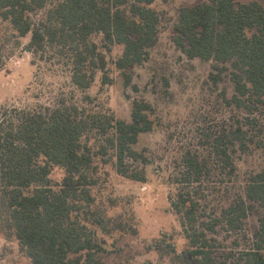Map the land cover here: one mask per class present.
I'll return each instance as SVG.
<instances>
[{"label":"trees","instance_id":"16d2710c","mask_svg":"<svg viewBox=\"0 0 264 264\" xmlns=\"http://www.w3.org/2000/svg\"><path fill=\"white\" fill-rule=\"evenodd\" d=\"M49 2L0 0V18L16 37L30 36L27 49L33 54L58 47L69 55L73 83L81 90L91 87L98 71L107 70L106 55L93 35L102 34L108 50L115 44L123 46L116 67L126 85L131 83L130 72L147 61L158 41L155 0H60L50 8ZM45 9L44 18L36 22L33 16ZM175 30L174 42L188 58L232 65L235 95L230 103L248 108L252 101L264 102L261 3L208 0L185 6ZM219 77L211 74L215 81ZM152 115V106L143 100L134 101L130 121L77 104L0 110V206L8 212L14 235L33 264H106L102 241L80 218L94 201L92 187L99 172L95 159L112 151L120 174L146 181L127 161L141 158L134 145L141 134L153 129ZM256 126V119L247 118L245 126L238 123L215 140L221 174H235L231 150L248 151L254 138L247 128ZM92 141L98 143L97 150ZM57 167L64 170L60 184L51 178ZM211 176L209 162L187 152L173 178L176 193L171 206L183 229L186 246L181 254L188 264H217L220 244L212 233L221 226L229 232L242 231L253 209L250 202L264 205L262 170L250 178L246 198L240 196L220 216L204 220L203 192ZM254 238L252 248L243 252L244 264H264V215Z\"/></svg>","mask_w":264,"mask_h":264},{"label":"rangeland","instance_id":"374dc122","mask_svg":"<svg viewBox=\"0 0 264 264\" xmlns=\"http://www.w3.org/2000/svg\"><path fill=\"white\" fill-rule=\"evenodd\" d=\"M59 1L50 0L48 7ZM204 1L208 0H155L152 8L159 17L158 41L150 48L147 61L130 72L129 85L116 67L123 46L115 44L108 50L103 35H93L108 65L106 72L96 73L86 90L73 83L69 55L58 47L33 54L27 49L30 36L16 37L9 23L0 18V110H43L77 104L130 121L134 101H146L153 108V129L141 134L134 145L141 158L127 161L133 172L145 175L146 181L120 174L112 151L95 159L99 172L98 182L92 187L94 201L80 218L102 241L105 249L101 257L106 264H188L181 254L186 246L183 229L171 206L176 193L173 178L185 153H198L212 167L203 192L204 220L220 216L240 196L246 198L250 178L264 170V102L252 101L248 108L230 103L235 95L232 65L190 59L174 42L181 9ZM252 1L264 6V0H243ZM45 14L46 9L35 14L34 20ZM211 74L220 76L218 81ZM247 118L257 120L256 128H247L254 143L246 152L231 150L236 172L224 176L215 155V140L229 134L238 123L245 126ZM91 144L99 148L98 143ZM63 177L64 170L58 167L51 174L55 184H60ZM250 203L253 209L242 231L229 232L221 226L212 233L220 244L217 264H244L243 252L252 248L264 215V205ZM0 264H33L1 206Z\"/></svg>","mask_w":264,"mask_h":264}]
</instances>
